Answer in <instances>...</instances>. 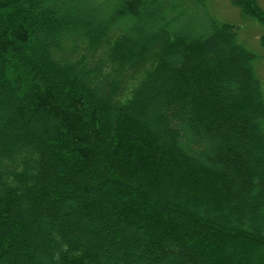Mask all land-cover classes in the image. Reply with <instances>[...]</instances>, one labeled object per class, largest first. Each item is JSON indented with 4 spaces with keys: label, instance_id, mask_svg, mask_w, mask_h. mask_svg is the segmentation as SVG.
<instances>
[{
    "label": "trees",
    "instance_id": "trees-1",
    "mask_svg": "<svg viewBox=\"0 0 264 264\" xmlns=\"http://www.w3.org/2000/svg\"><path fill=\"white\" fill-rule=\"evenodd\" d=\"M171 2L0 0V264H264L257 55Z\"/></svg>",
    "mask_w": 264,
    "mask_h": 264
},
{
    "label": "rangeland",
    "instance_id": "rangeland-1",
    "mask_svg": "<svg viewBox=\"0 0 264 264\" xmlns=\"http://www.w3.org/2000/svg\"><path fill=\"white\" fill-rule=\"evenodd\" d=\"M171 1L172 0H165V3H167L165 6L169 7L172 3ZM257 1L264 10V0ZM169 2L170 4L168 5ZM148 10L149 9H147V11ZM165 11L168 14L170 12L167 8H165ZM194 12L197 14L208 12L218 20L233 23L238 27L239 42H241L245 47L257 55V59L254 61V69L257 77L261 81L262 90L264 93V49L258 42V37L261 32L259 25L254 20L243 19L240 16L238 9L233 6L229 0H207V3L204 7L198 6V8L194 9ZM182 23L183 21L181 24ZM200 26L199 32L205 35L209 28L208 25L203 26L201 22Z\"/></svg>",
    "mask_w": 264,
    "mask_h": 264
}]
</instances>
